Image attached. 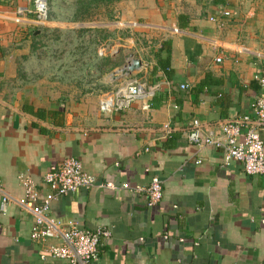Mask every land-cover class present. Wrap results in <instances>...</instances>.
Segmentation results:
<instances>
[{"label": "crops", "instance_id": "crops-1", "mask_svg": "<svg viewBox=\"0 0 264 264\" xmlns=\"http://www.w3.org/2000/svg\"><path fill=\"white\" fill-rule=\"evenodd\" d=\"M26 3L0 0V182L9 196L0 210V264H65L41 256L43 243L55 239H31V214L16 200L18 174L44 193L41 175L69 155L96 182L111 184L78 187L47 208L62 224L108 229L87 264H264V172L220 164L219 148L181 134L192 119L202 132L251 119L249 104L264 95L251 78L264 69V0H117V23L104 26L114 34L96 37L97 50L76 77L27 66L30 31L39 28L29 14L13 21ZM130 21L137 24L122 25ZM129 57L139 66L121 76L116 69ZM131 78L156 86L147 107L136 98L99 111V99ZM256 131L264 148V124ZM152 174L161 197L147 204L130 186Z\"/></svg>", "mask_w": 264, "mask_h": 264}, {"label": "built area", "instance_id": "built-area-1", "mask_svg": "<svg viewBox=\"0 0 264 264\" xmlns=\"http://www.w3.org/2000/svg\"><path fill=\"white\" fill-rule=\"evenodd\" d=\"M25 6H17L14 9L13 21L20 24L23 17L29 14L31 23L42 26L46 18L45 0H26ZM227 11L220 9L219 17H225ZM209 21H216L208 16ZM219 23V21H218ZM137 22L130 21L126 26H135ZM176 32L177 29L172 27ZM218 61V57H214ZM251 78L259 87L264 89V69L258 70ZM186 87L181 84L180 88ZM155 85L137 78L124 80L108 96L99 99L97 106L101 112L118 111L126 108L130 102L140 99L141 107H147L151 99ZM251 119L245 117L233 119L225 123H219L217 130L207 129L202 132L199 123L195 119L189 122L188 127L181 130V134L191 143L210 145L221 150L220 164L234 160L240 163L241 169L246 173L264 172V148L262 140L256 131L258 125L264 124V95L256 96L249 104ZM166 131L167 124H161ZM22 185L23 195L17 198V202L30 212L32 221L29 228V236L38 242H43L50 234L54 241L43 243L42 254H49L54 258L62 259L65 264H87L98 255L100 237H106L109 231L106 227L79 228L73 223L62 224L47 213L49 202L60 194L72 192L78 187L88 188L94 185L110 186L107 182H96L91 175L81 167L80 161L73 156H64L41 175V181L46 184L47 190L41 193L37 190L34 180L28 174H18ZM119 187L127 188L126 182H120ZM135 192L143 191L146 203H154L161 197L160 179L155 174L149 176L145 185L130 186ZM9 196L2 190L0 182V210L4 209Z\"/></svg>", "mask_w": 264, "mask_h": 264}, {"label": "rangeland", "instance_id": "rangeland-1", "mask_svg": "<svg viewBox=\"0 0 264 264\" xmlns=\"http://www.w3.org/2000/svg\"><path fill=\"white\" fill-rule=\"evenodd\" d=\"M45 3V21L42 26H36L39 29L34 37L30 35L32 40L27 66L39 74L50 69L68 70L69 74L76 77L97 50L96 37L104 39L114 34L107 32L104 26L117 23L118 19L114 15L115 1L89 7L80 16L77 15L76 19L71 18L75 9L74 0H45ZM81 8L86 7L82 5ZM91 25L102 28H93Z\"/></svg>", "mask_w": 264, "mask_h": 264}, {"label": "trees", "instance_id": "trees-1", "mask_svg": "<svg viewBox=\"0 0 264 264\" xmlns=\"http://www.w3.org/2000/svg\"><path fill=\"white\" fill-rule=\"evenodd\" d=\"M114 1H117V0H74L75 9L73 11V14H72L71 18L72 19H76L77 15L81 14L83 10H86L89 7L97 6V4L107 5V4H110V3L114 2ZM45 5H46V3H45ZM82 5L84 7H86V8H81ZM46 15H47V9H46ZM33 31H35V30L33 29L32 31H30V35L34 37L35 35L32 34ZM166 48L164 49L165 53H167V49ZM156 61H157V64L160 65V61H159L158 58H156Z\"/></svg>", "mask_w": 264, "mask_h": 264}, {"label": "water", "instance_id": "water-1", "mask_svg": "<svg viewBox=\"0 0 264 264\" xmlns=\"http://www.w3.org/2000/svg\"><path fill=\"white\" fill-rule=\"evenodd\" d=\"M38 31L35 30L34 33H37ZM139 66V60L138 58H132L129 57L128 59L125 60V62L120 65L117 69H116V73H119L121 76L123 75H127L131 70L135 69V67ZM113 73V74H116ZM116 75H113V77H115Z\"/></svg>", "mask_w": 264, "mask_h": 264}]
</instances>
